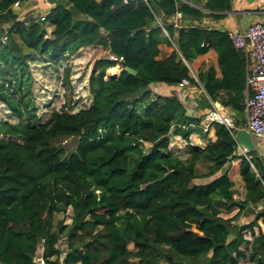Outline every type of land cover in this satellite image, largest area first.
Here are the masks:
<instances>
[{
  "label": "trees",
  "instance_id": "16d2710c",
  "mask_svg": "<svg viewBox=\"0 0 264 264\" xmlns=\"http://www.w3.org/2000/svg\"><path fill=\"white\" fill-rule=\"evenodd\" d=\"M15 1L24 0H0V104L15 118L0 117V264H264V159L233 137L245 126L247 51L199 22L223 17L233 0H64L43 18L19 17ZM178 14L198 23L175 24ZM85 46L109 53L92 65L89 105L72 112L65 93L43 121L30 65ZM210 49L220 75L208 65L194 78L187 64ZM182 79L204 92L198 115L176 93L150 89ZM211 102L232 111L234 129L212 121L203 130ZM171 134L186 141L183 152L170 148ZM68 137L74 150L60 143ZM236 160L242 198L228 175ZM67 209L70 221H57ZM246 209L252 218L238 223Z\"/></svg>",
  "mask_w": 264,
  "mask_h": 264
},
{
  "label": "rangeland",
  "instance_id": "374dc122",
  "mask_svg": "<svg viewBox=\"0 0 264 264\" xmlns=\"http://www.w3.org/2000/svg\"><path fill=\"white\" fill-rule=\"evenodd\" d=\"M40 17V15L37 14ZM235 16V19L242 24H246V17L240 13ZM245 19V20H244ZM50 30V29H49ZM48 30V31H49ZM165 53V52H164ZM109 55V53L100 46H89L80 48L77 52L72 55H68L65 58L61 57L54 62H44L40 60L38 62L32 63L30 69L32 76L34 78L33 93L36 102L38 103L37 113L41 115L42 120L45 121L50 112L53 109H59L63 103L67 102L65 93L69 94L70 100L75 101V105L72 112H75L81 108H86L91 100V95L88 90V77L91 71L92 65L97 58ZM51 63V64H50ZM65 67L69 68L68 71V86L69 89L62 83V76ZM115 69V70H114ZM114 71V72H113ZM119 72V67L115 66L112 69H107L106 73H117ZM187 108H195L193 104L188 103L186 100H182ZM202 109V108H201ZM230 116H232V111L225 110ZM0 117L7 118L8 120L15 121V118L9 114L4 104H0ZM169 145L172 147L184 148L186 146L185 142L181 138H175L170 135ZM254 143H256L257 138L252 137ZM190 140L193 143H199L194 135L190 136ZM61 145L67 150L71 151L75 148L76 140L73 137H68L67 139L60 142ZM240 152H243L238 148ZM238 161H233L229 167L228 175L234 182L235 194L234 197L238 198L241 196L243 191V182L237 171ZM236 212V209H232L229 212H223L222 216L229 217ZM70 209H67L66 213H61L56 216L57 221H62L63 223H68L70 221ZM253 216V211L246 209L242 215L237 219L238 223L246 222ZM261 223V220H258ZM249 236V233L246 234ZM58 248L65 251V236L61 235L59 237Z\"/></svg>",
  "mask_w": 264,
  "mask_h": 264
},
{
  "label": "crops",
  "instance_id": "0c3cea01",
  "mask_svg": "<svg viewBox=\"0 0 264 264\" xmlns=\"http://www.w3.org/2000/svg\"><path fill=\"white\" fill-rule=\"evenodd\" d=\"M64 0H24L23 2H19L18 6L19 8L17 9V12H19V17H24L25 15H44L48 12V10L55 5H58L60 3H63ZM240 13L246 17V24H242L238 21V19H235L236 15L240 16ZM225 15L220 18H210V17H204L202 18L199 22L202 25H205L209 28H216L219 30H225L228 33L229 32H235L239 30H244L246 26L257 20H263L264 21V8L260 5L258 0H233L232 1V8L230 11H227L224 13ZM238 16V17H239ZM245 20V19H244ZM196 24L198 23L196 20H191V19H181L179 15H176L175 18V24ZM89 47V46H85ZM83 48V47H82ZM160 50H161V55L168 54L171 50V48L165 46V45H160ZM165 52V53H164ZM248 55V69L252 65V57L249 53V51L246 52ZM188 68L190 71V74L194 77L197 73V71L200 68L206 67L208 65H212L216 71L217 75H220V71L217 65V54L213 49H210L207 53L203 55H199L196 58H194L191 62L188 64ZM115 67V66H114ZM113 68V67H111ZM110 68V69H111ZM120 71V68H119ZM117 73H110V74H118ZM150 89L152 90L153 94H171V93H176L180 101L183 103L182 100L188 101V103H195V108H187L184 104V106L187 109V112L191 114L198 115L201 112V109H199V100H201V97L203 96L204 92L201 88H197L195 86H191L189 84L185 86H179V85H167L164 83H153L150 85ZM206 96V95H205ZM215 104H218L221 106L219 103L214 102ZM224 110H229L228 107H223L221 106ZM213 129H210L209 136L214 139L213 135ZM175 138H181L179 135H174ZM192 136V135H190ZM171 136H169L170 138ZM199 143H196L198 145H204L202 140H200L198 137H195ZM185 144L186 141L181 138ZM170 146V145H169ZM186 147V146H185ZM185 147L182 149L180 147H172L170 146L171 149L174 151L178 152H183L185 150ZM254 149L256 150L257 154L264 159V141L261 139H257ZM237 161V160H236ZM239 162V161H238ZM237 171H238V165H237ZM243 186V185H242ZM244 195V188L242 191V194L238 198H242ZM259 226L261 229L264 228L263 223H259ZM258 228H255L254 231L257 233ZM247 237V236H246ZM250 238V235L248 236Z\"/></svg>",
  "mask_w": 264,
  "mask_h": 264
},
{
  "label": "built area",
  "instance_id": "2783aa9c",
  "mask_svg": "<svg viewBox=\"0 0 264 264\" xmlns=\"http://www.w3.org/2000/svg\"><path fill=\"white\" fill-rule=\"evenodd\" d=\"M264 8V0H258ZM15 1L14 5H18ZM179 15V14H178ZM41 18H43L41 16ZM5 24L0 23V42L6 40ZM229 36L236 48L249 51L252 65L246 74V84L250 88L244 100L245 129L251 137L264 141V21L257 20L249 23L244 30L229 32ZM111 58H114L111 56ZM194 78H196L194 76ZM189 84L182 79L179 86ZM196 106L195 103H192ZM212 108L204 115L201 124L207 130L212 121L223 123L229 129H234V120L221 106L211 102ZM237 132V131H236ZM236 139V133L233 134ZM246 151H243L245 153Z\"/></svg>",
  "mask_w": 264,
  "mask_h": 264
},
{
  "label": "water",
  "instance_id": "95a60500",
  "mask_svg": "<svg viewBox=\"0 0 264 264\" xmlns=\"http://www.w3.org/2000/svg\"><path fill=\"white\" fill-rule=\"evenodd\" d=\"M121 65L123 68L131 73L134 74L135 70L125 66L124 62H121ZM236 141L238 144V147L243 151H248L254 149L255 143L251 137V135L245 130V129H239L236 132Z\"/></svg>",
  "mask_w": 264,
  "mask_h": 264
},
{
  "label": "bare ground",
  "instance_id": "6f19581e",
  "mask_svg": "<svg viewBox=\"0 0 264 264\" xmlns=\"http://www.w3.org/2000/svg\"><path fill=\"white\" fill-rule=\"evenodd\" d=\"M110 69V68H109ZM112 69V68H111ZM115 70V69H114ZM114 72V71H113Z\"/></svg>",
  "mask_w": 264,
  "mask_h": 264
}]
</instances>
